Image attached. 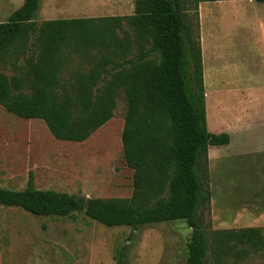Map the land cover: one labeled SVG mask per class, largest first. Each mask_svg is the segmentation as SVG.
I'll return each instance as SVG.
<instances>
[{
  "label": "trees",
  "instance_id": "16d2710c",
  "mask_svg": "<svg viewBox=\"0 0 264 264\" xmlns=\"http://www.w3.org/2000/svg\"><path fill=\"white\" fill-rule=\"evenodd\" d=\"M215 1L220 0H134L129 16L38 24L40 0H24L0 22L1 58L13 46L28 42L34 48L20 74L0 73V106L15 117L41 120L56 140L81 143L113 117L122 91L126 111L120 141L125 165L133 170L129 199L91 198L84 210L86 200L34 189L30 174L23 190L0 188V205L38 217L83 213L102 226L132 230L183 221L191 228L185 264L208 259L227 264L264 253L261 228L205 233L197 219L210 199L208 149L228 145L230 138L207 130L202 54L185 11L191 2ZM73 55L89 66L65 79ZM110 64L112 72L106 69Z\"/></svg>",
  "mask_w": 264,
  "mask_h": 264
},
{
  "label": "rangeland",
  "instance_id": "374dc122",
  "mask_svg": "<svg viewBox=\"0 0 264 264\" xmlns=\"http://www.w3.org/2000/svg\"><path fill=\"white\" fill-rule=\"evenodd\" d=\"M23 1L0 0V22ZM191 4L185 20L202 53L206 127L230 138L228 145L208 149L210 199L197 219L205 233L258 227L264 235V4ZM133 5L134 0H40L35 22L126 16ZM33 55L28 42L9 48L0 57V73L20 74ZM88 66L73 55L63 78ZM112 67L106 69L112 72ZM125 111L120 91L113 117L76 143L56 140L41 120L15 117L0 106V188L23 190L31 174L36 190L83 200L129 199L133 170L125 165L120 141ZM190 232L183 221L132 230L102 226L83 213L38 217L0 205V264H185ZM227 264H264V253Z\"/></svg>",
  "mask_w": 264,
  "mask_h": 264
},
{
  "label": "crops",
  "instance_id": "0c3cea01",
  "mask_svg": "<svg viewBox=\"0 0 264 264\" xmlns=\"http://www.w3.org/2000/svg\"><path fill=\"white\" fill-rule=\"evenodd\" d=\"M133 14V13H132ZM126 16H129V15H131V14H125ZM113 16H124V14H121V15H109V17H113ZM202 54V53H201Z\"/></svg>",
  "mask_w": 264,
  "mask_h": 264
},
{
  "label": "water",
  "instance_id": "95a60500",
  "mask_svg": "<svg viewBox=\"0 0 264 264\" xmlns=\"http://www.w3.org/2000/svg\"><path fill=\"white\" fill-rule=\"evenodd\" d=\"M88 204H89V200H86L84 203V210L87 208Z\"/></svg>",
  "mask_w": 264,
  "mask_h": 264
}]
</instances>
